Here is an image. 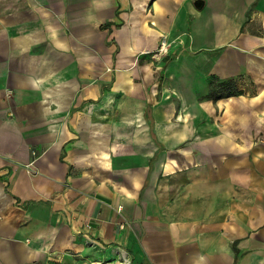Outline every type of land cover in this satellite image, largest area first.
<instances>
[{"label":"crops","instance_id":"obj_1","mask_svg":"<svg viewBox=\"0 0 264 264\" xmlns=\"http://www.w3.org/2000/svg\"><path fill=\"white\" fill-rule=\"evenodd\" d=\"M0 264H264V0H0Z\"/></svg>","mask_w":264,"mask_h":264},{"label":"trees","instance_id":"obj_2","mask_svg":"<svg viewBox=\"0 0 264 264\" xmlns=\"http://www.w3.org/2000/svg\"><path fill=\"white\" fill-rule=\"evenodd\" d=\"M214 81V80H213ZM234 80L227 81H217L216 84L211 82L212 89V99H218L228 96H235L237 93L234 89Z\"/></svg>","mask_w":264,"mask_h":264},{"label":"built area","instance_id":"obj_3","mask_svg":"<svg viewBox=\"0 0 264 264\" xmlns=\"http://www.w3.org/2000/svg\"><path fill=\"white\" fill-rule=\"evenodd\" d=\"M168 49V43L166 40H162L158 48L151 54L152 59L164 57L167 55ZM33 155H36V153L33 152Z\"/></svg>","mask_w":264,"mask_h":264}]
</instances>
